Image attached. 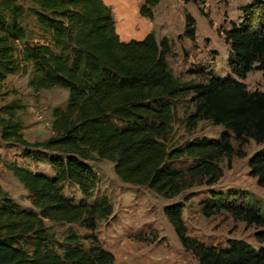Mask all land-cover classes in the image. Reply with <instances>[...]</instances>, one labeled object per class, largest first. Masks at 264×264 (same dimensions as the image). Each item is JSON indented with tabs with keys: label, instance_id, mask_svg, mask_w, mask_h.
<instances>
[{
	"label": "trees",
	"instance_id": "1",
	"mask_svg": "<svg viewBox=\"0 0 264 264\" xmlns=\"http://www.w3.org/2000/svg\"><path fill=\"white\" fill-rule=\"evenodd\" d=\"M144 1L140 14L154 19L161 0ZM31 2L29 12L43 32L41 39H29L21 22L27 9L18 0H0V94L9 75L30 72L29 85L35 91L58 87L68 90L69 97L64 108L54 109V135L36 142H29L22 132L17 119L22 106L15 102L0 106L3 141L57 154L50 157L57 170L53 176L16 162L7 166L29 192L33 208L22 207L0 186V264H113L114 253L95 233L98 220L114 211L109 198L76 202L64 193V184L70 182L93 198L97 176L88 161L97 154L114 163L122 181L173 198L197 181L218 182L223 176L219 161L236 153L233 140L240 145L250 139L264 144V91H250L242 80L254 70L264 74V0L246 5L243 20L224 31L230 46L228 65L236 78L218 76L209 67L195 68L207 78L193 84L181 82L171 69L172 44L167 36L158 40L150 32L143 39L122 40L112 7L104 0ZM250 7L260 10L259 25L248 12ZM186 20L185 35L196 41L195 19L187 14ZM190 92L195 110L188 116L189 128L210 120L224 130L219 138L170 146L173 101ZM27 153L34 157L35 152ZM181 158L194 162L176 167L174 161ZM249 166L264 186V150L250 158ZM248 199L210 197L203 202V213L210 217L226 210L256 224L260 247L241 239L219 247L192 237L182 203L167 207L166 215L183 247L200 264H264V213ZM47 221L79 223L91 234L82 237L71 231L61 242Z\"/></svg>",
	"mask_w": 264,
	"mask_h": 264
},
{
	"label": "rangeland",
	"instance_id": "2",
	"mask_svg": "<svg viewBox=\"0 0 264 264\" xmlns=\"http://www.w3.org/2000/svg\"><path fill=\"white\" fill-rule=\"evenodd\" d=\"M112 7L118 33L122 40L141 38L150 25L158 40L167 36L172 44V53L168 63L174 74L186 83L205 81L207 77L196 73L195 68L209 67L214 74L223 77L236 76L228 65L230 46L225 41L224 31L232 27L233 22H241L246 13L245 6L253 0H205L202 3H185L183 0H161L154 9V19L140 16V7L144 0H105ZM27 9L21 22L29 39H41L43 32L35 17L29 12L31 0H18ZM253 15L255 25H259L260 10L248 8ZM195 19L197 40L193 41L185 35L186 15ZM208 15V17L206 15ZM31 73L11 74L7 77L0 94V106L15 102L22 106L17 111V119L22 124V132L29 142L43 141L54 135L52 123L53 112L57 107L64 108L69 92L63 88L41 89L35 91L29 85ZM248 89L264 91V74L254 70L242 79ZM181 97L173 101L174 115L170 146L179 147L186 142L201 137L219 138L224 130L210 120H203L195 128H189L188 116L195 110V102ZM236 153L231 159L224 157L219 161L223 176L215 184L199 183L184 190L180 195L166 198L147 187L136 186L122 181L115 173L114 163L94 155L89 164L96 173L94 197L82 194L79 187L66 182L64 193L76 202H98L102 197L109 198L113 213L108 218L98 220L95 231L101 245L115 255L113 264H200L192 252L186 250L174 227L170 223L166 208L183 204V217L188 234L207 245L228 246L233 239H241L253 246L260 247L256 239L259 227L249 224L230 212L223 210L207 217L203 213V202L210 197H235L237 202L252 198L264 213V186H260L257 178L251 175L250 158L258 151L264 150V144L250 139L240 145L233 140ZM31 150L33 156H28ZM57 154L42 148L25 147L20 144L5 142L0 138V186L10 197L24 208H33L29 192L9 170L8 165L16 162L29 170L56 175L50 157ZM194 161L181 158L174 161L179 168H186ZM217 194V195H215ZM249 194V195H247ZM241 198V199H240ZM1 203V199H0ZM56 239L64 242L69 232L79 235L91 234L79 223L47 221ZM86 246L90 240H84Z\"/></svg>",
	"mask_w": 264,
	"mask_h": 264
},
{
	"label": "crops",
	"instance_id": "3",
	"mask_svg": "<svg viewBox=\"0 0 264 264\" xmlns=\"http://www.w3.org/2000/svg\"><path fill=\"white\" fill-rule=\"evenodd\" d=\"M105 1V0H104ZM107 4H109V2L107 3ZM140 17H142V19L144 18L145 19V21L147 22V17H144V16H140ZM148 23V22H147ZM149 27L147 28V30L146 31H144V33L142 34V36L143 37H141V38H135V39H143L148 33H150V32H152V27L150 26V25H148ZM129 40H130V38H129Z\"/></svg>",
	"mask_w": 264,
	"mask_h": 264
}]
</instances>
